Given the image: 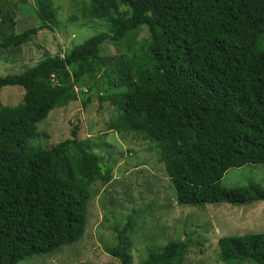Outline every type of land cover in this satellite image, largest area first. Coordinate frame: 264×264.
Masks as SVG:
<instances>
[{"label":"trees","instance_id":"1","mask_svg":"<svg viewBox=\"0 0 264 264\" xmlns=\"http://www.w3.org/2000/svg\"><path fill=\"white\" fill-rule=\"evenodd\" d=\"M31 1L41 24L22 33L14 20L19 2L0 3V53L20 50L55 23L54 0H20ZM80 2L84 17L105 22L107 32L0 76V90H25L18 106L0 104V264L51 256L85 236L96 187L113 178L110 159L95 152L102 145L79 139L78 127L55 149L33 143L51 112L92 92L118 111L109 129L155 144L177 204L264 202V187L220 186L229 170L264 164V0ZM144 30L148 37L133 42L132 54H103L106 43ZM126 222L113 229L119 245L110 255L133 264L126 241L136 229L132 216ZM190 244L172 242L140 264H184ZM218 247L223 264H264V233L224 237Z\"/></svg>","mask_w":264,"mask_h":264},{"label":"rangeland","instance_id":"2","mask_svg":"<svg viewBox=\"0 0 264 264\" xmlns=\"http://www.w3.org/2000/svg\"><path fill=\"white\" fill-rule=\"evenodd\" d=\"M7 1L19 2L14 9L18 33L40 26L35 1L27 4L20 0ZM54 3L58 9L55 23L47 22V27L33 35L20 50L0 53V76L21 74L45 56L63 57L87 39L107 32L105 22L84 17V4L80 0H54ZM147 37L148 32L144 30L119 45L108 42L103 47V54H132L133 42ZM24 94L25 90L20 86L2 88L0 104L18 106L23 102ZM96 94L92 92L83 99L81 96L79 101L51 112L38 124L39 137L33 145L45 150L55 149L62 141L72 138L73 130L78 127L79 139L91 138L102 145L99 149L95 147V152L110 159L108 167L113 169V178L110 183L96 187V194L88 206L86 233L79 242L63 247L56 255H36L19 264H121L110 255V251L119 245L113 229L118 221L126 224L129 216L136 229L126 241L132 244L129 253L133 256V264H140L142 257L145 260L151 253L181 239L191 243L184 264H223L218 256L220 238L264 233V202L248 206L177 204L176 191L158 159L155 144L132 133L121 134L109 129L117 119L118 111L110 102L100 101ZM88 96L92 99L84 106L83 100ZM103 164L108 165L107 162ZM251 185L264 187V164L231 169L220 181V186L225 189Z\"/></svg>","mask_w":264,"mask_h":264},{"label":"clouds","instance_id":"3","mask_svg":"<svg viewBox=\"0 0 264 264\" xmlns=\"http://www.w3.org/2000/svg\"><path fill=\"white\" fill-rule=\"evenodd\" d=\"M221 239V238H220Z\"/></svg>","mask_w":264,"mask_h":264}]
</instances>
